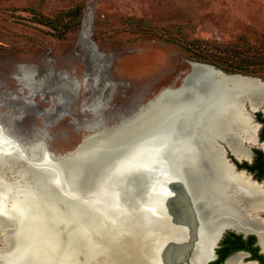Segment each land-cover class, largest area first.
Segmentation results:
<instances>
[{
    "label": "bare ground",
    "instance_id": "obj_1",
    "mask_svg": "<svg viewBox=\"0 0 264 264\" xmlns=\"http://www.w3.org/2000/svg\"><path fill=\"white\" fill-rule=\"evenodd\" d=\"M220 77L195 68L179 90L162 89L127 119L85 138L70 159L59 162L47 160L41 141L22 138L8 119L0 121V214L9 219L13 236L0 264H112L99 259L110 242L125 236L139 238L141 250L129 243L124 253L115 252L113 263L143 264V255L147 264H173L182 251H190L192 264H207L226 229L255 234L264 254L261 188L241 173H230L211 143L236 125L246 142H254L256 126L237 97L257 91L247 82ZM168 136L173 139L171 176L161 174L157 195L138 198L144 206L155 205L158 218L150 219L139 206L131 216L116 210L122 202L116 191L147 178L142 167L151 162L154 145ZM259 147L264 150V144ZM230 152L237 159L246 157L236 143ZM66 184L87 202L62 197ZM244 257L235 253L224 264H244Z\"/></svg>",
    "mask_w": 264,
    "mask_h": 264
},
{
    "label": "rangeland",
    "instance_id": "obj_2",
    "mask_svg": "<svg viewBox=\"0 0 264 264\" xmlns=\"http://www.w3.org/2000/svg\"><path fill=\"white\" fill-rule=\"evenodd\" d=\"M76 7L80 24L62 39L40 23H73L65 14ZM261 55L264 0H0V121L63 155L178 87L191 62L230 68L251 57L245 76L264 80ZM144 181L121 190L131 211ZM9 242L0 235V247ZM124 242H110L103 262Z\"/></svg>",
    "mask_w": 264,
    "mask_h": 264
},
{
    "label": "water",
    "instance_id": "obj_3",
    "mask_svg": "<svg viewBox=\"0 0 264 264\" xmlns=\"http://www.w3.org/2000/svg\"><path fill=\"white\" fill-rule=\"evenodd\" d=\"M195 68H198V69L199 68H203V70L211 69L214 72L219 73L220 76H221L220 77L221 79L223 78V79H226V80H237L239 82H244V83L247 82L248 84L252 85L254 87V89L257 91V92H255L253 94H250V95L246 96V97L245 96H240L239 98L237 97V101H238L237 104H239V106L242 108V111L245 114V116L248 118V121L250 123H252V125L256 126V129L254 131V136H253L254 137V142L253 143L246 142L244 140V137H243L242 133H240V132L238 133V129H237V125H236L235 127L231 126L229 128L230 131L225 132L222 137L211 139V143H212V145L214 147L218 148V151L221 154V158H222L223 162L226 163V165H228V167H230L233 172L241 173V174L245 175L246 177H248L250 179V181L257 183L260 186V188H261L262 195L264 196V184L262 182L253 180L251 175L248 174L246 172V170L237 169L236 165L227 156L229 154L237 162H241L242 161V159H237L230 152V146L233 143H236L246 153L247 157L244 160L250 162L251 161V155H252L251 149L252 148L260 149L259 146L264 144V140H260V137H259L261 125L256 121V118H255L256 113L260 112L261 114H264V80H261V79L255 78V77L243 76V75H239V74H225L224 72L214 68L213 66L206 65V64H201V63L191 62L190 63V70L182 78L181 83H180L179 86H182L183 84H185L188 81L189 78H191ZM179 86H178V90L180 89ZM168 89L177 90V88H173L172 89L170 87ZM154 146H155L154 147L155 154L153 155V157L151 159V162L148 165L142 167V172L145 175H147V178L144 181L145 187H144V192H143V198H145V196L147 197V196L157 195L159 177L161 176L162 173H163V175L166 178L170 177L171 176V169L173 168L172 167L173 166L172 165L173 164L172 161L166 157V152L169 149H171V147L173 146V139L170 136H168L165 141H163L162 143H158V144H156ZM76 148L73 151L68 152L66 154H63V155H59V154L58 155L57 154L56 155H52L49 152V156H48L47 160L50 163H53V162H59L61 160L70 159L72 157V155H73V152L76 150ZM260 150L264 153V151L262 149H260ZM58 156H60L61 158L60 157L57 158ZM47 169H48V172L46 171V173L47 174H51V171H52V170H50L51 168L47 167ZM169 180H171V179H169ZM82 183H84V182H82ZM50 187L55 189L56 186L53 185V184H50ZM177 187L182 193H184V196L186 197L185 200H186L188 198V196H187L185 190L182 189V185L180 183H178ZM64 188H65L64 191L62 190L60 192L62 197H65V198L76 197V198L79 199L78 202L81 203V204H84L85 202H87V198L86 197H80V196H77V195L75 196L73 193H71L69 191V188H71V187L68 184H66ZM121 190H117L116 191V195H117L118 198L121 197ZM119 195H120V197H119ZM185 205H186L187 209H190V205L188 203H186ZM138 206H139L140 212L147 214V216H149L150 219H157L158 218L159 213H158L157 207L155 205H150L149 207H147V206H144L142 201H141V202H139L136 205V207H138ZM114 208L116 210H118L119 212H122V213H124L125 215H128V216H131L133 214V211L129 210L125 206V204L123 202H117V204H116V206ZM191 211H192V209H191ZM187 213H190V212L187 211ZM259 218L264 220V214L259 215ZM8 222H9V219L7 218L6 214L1 213L0 214V235L3 236V237L5 236L7 238H10L11 237V226H10V224ZM227 232H233V233H235L237 235H242L243 238H246L249 235L255 236L256 244H257V246L260 249V253L264 256V254L262 253V250H261V248L259 246L258 238H257V236L255 234L250 233V232L241 233V232H236V231H233V230H230V229H226V230L222 231V233L220 234L218 240H216V246L213 249V254H214L215 258H216L215 251H216L217 248H219V243L221 242L223 236ZM122 238H124V240H125V242H124V246L125 247L127 245H129V243H130L131 245L134 244L137 247V249L141 250V248H140L141 247V241L139 240V238L136 239V240L133 239V238H130L128 236H125V237H122ZM9 241H11V240H9ZM9 244H5L2 247H0V263H1V260H2V256L4 255V253H5L6 249L8 248ZM124 248L120 249V250L123 251V253H124ZM155 251H157V250L155 249ZM104 253L101 255L99 260L103 261ZM141 253H142V251H141ZM181 253L182 254L180 255V259L177 260V261L174 260L173 264H186V263L192 264L190 262V257L192 255V253L190 251H184V252L182 251ZM235 253H241V254L247 256V253L242 252V251L234 252L231 255H233ZM231 255H229L225 259V262ZM141 258H142L143 264H147L146 259L144 258L143 255L141 256ZM113 261H116L115 252H114V254L111 257V262H112V264H121V263H118V262H114L113 263ZM111 262H108V263H111ZM251 263L257 264V262H251ZM207 264H210V263H207Z\"/></svg>",
    "mask_w": 264,
    "mask_h": 264
},
{
    "label": "trees",
    "instance_id": "obj_4",
    "mask_svg": "<svg viewBox=\"0 0 264 264\" xmlns=\"http://www.w3.org/2000/svg\"><path fill=\"white\" fill-rule=\"evenodd\" d=\"M67 17L69 18H73L74 21L73 23H61V20L58 19H44L42 21H40L41 24L50 27L53 31L54 34L56 36V38L58 39H62L63 35H65L67 32L75 30L79 24H80V16H81V7H76L72 10L67 11V13L65 14ZM61 24V26H60ZM61 29V30H60ZM222 47V49H219V47H217L222 53L226 54L227 52H230L231 48L229 46H223L220 45ZM260 57H264V56H260ZM259 56L255 58V60H261ZM249 61L245 62H241V65H237L236 67H224L221 65H217L215 63L212 62V60L207 59V62H201L206 64V65H213L216 68H219L220 70L224 71L225 73L228 74H239V75H249V71H245L246 67H247V62L250 63L251 57L248 58ZM195 63H198V61H195ZM258 119L260 120V122L264 123V115H262L261 113H257ZM260 139L264 140V129H263V133L262 135H260ZM258 155L260 157H263V154L261 151H257ZM253 170H256V172L259 175V178H264V159L262 162H256L254 165ZM242 236L241 235H237L233 232H228L226 233V235H224L221 243H220V248L218 250H216V252H218V254L220 255L217 262L215 264H222L225 260V258L231 253L234 252L235 250H239V248L237 245H235L238 241H241ZM248 239L251 240V242L255 243L256 242V238L253 235H250L248 237ZM255 253H257L259 251V248L256 246L253 250ZM256 258H258L263 264H264V259L263 256L261 254L257 255Z\"/></svg>",
    "mask_w": 264,
    "mask_h": 264
},
{
    "label": "flooded vegetation",
    "instance_id": "obj_5",
    "mask_svg": "<svg viewBox=\"0 0 264 264\" xmlns=\"http://www.w3.org/2000/svg\"><path fill=\"white\" fill-rule=\"evenodd\" d=\"M264 115V114H262ZM256 121L261 125V128H260V133H259V137L260 135H262L263 133V129H264V123L263 122H260V120L258 119V116H257V113H256ZM261 140V139H260ZM261 149V148H260ZM260 149H257V148H252L251 149V152H252V155H251V161L248 162V161H245L244 159H242L241 162H237L236 160H234L233 158H230L231 161L236 165L237 169H240V170H246V172L248 174L251 175L252 179L253 180H256V181H259V182H262L264 184V178H259V175L258 173L256 172V170H253L254 168V165L256 162H262L263 159H264V153L260 150ZM257 151H261L262 154H263V157H260L257 153ZM264 151V150H263ZM247 157V156H246ZM246 157H244L246 159ZM241 158V157H240ZM226 164V163H225ZM227 168L230 170V173H233V171L231 170L230 167H228V165H226ZM226 235V234H225ZM242 236V235H241ZM250 236V235H249ZM247 236L246 238H243L242 236V239L241 241H238L235 245H237L238 247H241L239 248V250H235L234 252H238V251H242V252H245L247 253V256L244 257V259L242 260L243 263H251V262H257V264H263L258 258H256L257 255L261 254L260 253V249L257 253H255L253 250L254 248L257 246L256 242L253 243L251 242L250 239H248ZM224 237V236H223ZM223 239V238H222ZM222 241V240H221ZM221 243V242H220ZM220 243H219V248L221 247L220 246ZM258 247V246H257ZM219 248H217L216 250H218ZM259 248V247H258ZM234 252H231L229 255H231L232 253ZM215 254H216V258L212 259L211 262H209L210 264H215L219 258V254L218 252L215 251ZM228 255V256H229ZM262 255V254H261ZM227 256V257H228ZM263 256V255H262ZM226 257V258H227ZM225 258V259H226ZM263 259H264V256H263ZM225 262V260H224ZM224 262L222 264H224Z\"/></svg>",
    "mask_w": 264,
    "mask_h": 264
}]
</instances>
